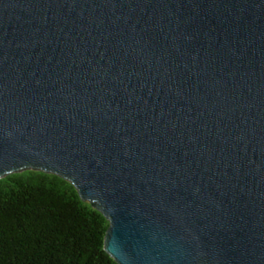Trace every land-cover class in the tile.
I'll return each instance as SVG.
<instances>
[{
    "label": "water",
    "instance_id": "1",
    "mask_svg": "<svg viewBox=\"0 0 264 264\" xmlns=\"http://www.w3.org/2000/svg\"><path fill=\"white\" fill-rule=\"evenodd\" d=\"M27 170L116 264H264V0H0V179Z\"/></svg>",
    "mask_w": 264,
    "mask_h": 264
},
{
    "label": "trees",
    "instance_id": "2",
    "mask_svg": "<svg viewBox=\"0 0 264 264\" xmlns=\"http://www.w3.org/2000/svg\"><path fill=\"white\" fill-rule=\"evenodd\" d=\"M108 223L66 180L27 170L0 179V264H116Z\"/></svg>",
    "mask_w": 264,
    "mask_h": 264
}]
</instances>
